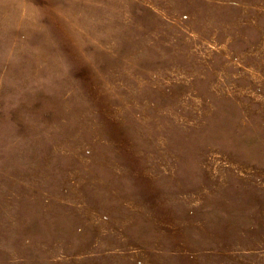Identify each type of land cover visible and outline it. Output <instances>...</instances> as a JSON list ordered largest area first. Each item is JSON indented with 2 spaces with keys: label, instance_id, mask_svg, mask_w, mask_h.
<instances>
[{
  "label": "rangeland",
  "instance_id": "obj_1",
  "mask_svg": "<svg viewBox=\"0 0 264 264\" xmlns=\"http://www.w3.org/2000/svg\"><path fill=\"white\" fill-rule=\"evenodd\" d=\"M0 264H264V0H0Z\"/></svg>",
  "mask_w": 264,
  "mask_h": 264
}]
</instances>
